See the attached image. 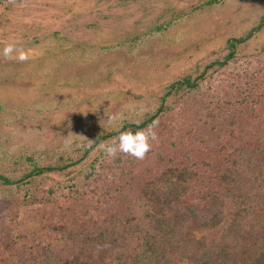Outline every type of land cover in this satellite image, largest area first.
<instances>
[{
  "label": "rangeland",
  "instance_id": "obj_1",
  "mask_svg": "<svg viewBox=\"0 0 264 264\" xmlns=\"http://www.w3.org/2000/svg\"><path fill=\"white\" fill-rule=\"evenodd\" d=\"M209 1L0 0V174H29L35 166L54 168L72 161L67 171L45 173L35 180L52 177L68 185L74 178L82 185L94 161L102 154L108 156L99 145L118 137L99 145L88 139L81 153H75V143L102 130L119 131L125 121H137L155 111L160 102L162 108L171 104L167 98L161 101L168 84L228 54L229 39L245 36L264 17V0H227L215 6L206 5ZM11 41H19L17 46L30 52L28 61L3 57L2 50ZM245 45L246 62L256 60L264 68V29ZM231 73L224 80L233 87L235 97L246 88L255 98L263 95V86L252 85L250 77L249 85L243 86L246 79L241 69ZM211 95L205 90L194 101L171 104L154 129L158 139L172 138L175 126L186 137L187 132L197 130L204 142L199 139L192 146L217 165L230 156L228 151L238 156L239 165L247 160L249 148L263 154L262 140H245L239 133V140L233 135L231 140L230 133H217L218 128L212 130L210 123L204 126L205 117L199 127L201 100L209 101ZM215 103L209 107L213 109ZM117 114L122 118L107 120L108 115ZM209 142L215 151L202 148ZM151 143L156 152L148 156L157 155L159 143ZM153 157L147 163L141 160V173L155 163ZM28 158L32 159L29 163ZM261 166L259 174H264ZM17 188L0 181L2 247L10 244L8 232L39 231V188ZM134 206L140 213L147 208L139 200ZM227 207L225 223L207 231V236L225 232L232 203ZM259 213L264 215V197ZM94 258L99 260V254Z\"/></svg>",
  "mask_w": 264,
  "mask_h": 264
},
{
  "label": "trees",
  "instance_id": "obj_2",
  "mask_svg": "<svg viewBox=\"0 0 264 264\" xmlns=\"http://www.w3.org/2000/svg\"><path fill=\"white\" fill-rule=\"evenodd\" d=\"M225 1L211 0L206 5ZM262 29L264 17L245 36L229 39L228 54L168 84L161 101H194L205 90L213 92L211 100H201L199 127L205 117L204 126L210 123L212 130L218 128L217 133H230L231 140L239 133L245 140L264 141V127H259L264 124V93L255 98L246 88L235 97L233 87L224 80L241 69L246 79L243 86L249 85L250 77L252 85L264 89V68L256 60L246 62L249 56L243 52L244 44L247 48ZM214 101L215 110L209 107ZM161 104L135 122L125 121L119 131L102 130L75 143V153H81L88 139L99 145L129 129H147L173 106L162 108ZM198 135L192 130L186 137L181 127L175 126L172 138L152 141L159 143L160 149L157 155H150L155 156V163L143 173L138 168L141 160L120 152L114 158L102 154L80 186L74 178L68 185L52 177L35 180L45 173L67 171L72 161L54 168L35 166L29 174H0L6 186L39 188V231L8 232L10 244L0 246V264H264V215L259 213L264 197V174H259L264 153L249 148L247 160L239 165L238 156L228 151L230 156L217 165L192 146L201 139ZM213 147L210 142L202 146L207 151H215ZM224 166L226 170L221 169ZM43 185L46 188L41 191ZM138 200L147 207L141 213L134 206ZM228 202L232 203V214L225 232L207 236V231L218 230L225 223ZM8 217L13 220L14 216ZM96 253L99 260L94 258Z\"/></svg>",
  "mask_w": 264,
  "mask_h": 264
},
{
  "label": "clouds",
  "instance_id": "obj_3",
  "mask_svg": "<svg viewBox=\"0 0 264 264\" xmlns=\"http://www.w3.org/2000/svg\"><path fill=\"white\" fill-rule=\"evenodd\" d=\"M19 41H11L6 43L2 55L8 60H18L26 62L30 59V52L25 51L22 47H18ZM122 118V114L114 116L108 115V121L112 122ZM158 122H153L147 129H141L133 132L132 130L123 131L118 138L114 139L110 144L101 143L99 147L103 149L109 157H116L117 153H124L127 156L134 157L138 160H143L152 149L151 141L158 139L154 127ZM71 135V133H69ZM107 247V245H104Z\"/></svg>",
  "mask_w": 264,
  "mask_h": 264
}]
</instances>
